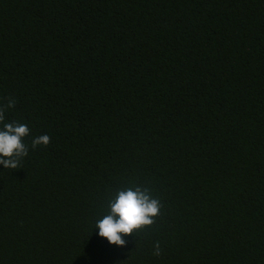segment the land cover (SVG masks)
Instances as JSON below:
<instances>
[{
  "label": "trees",
  "instance_id": "trees-1",
  "mask_svg": "<svg viewBox=\"0 0 264 264\" xmlns=\"http://www.w3.org/2000/svg\"><path fill=\"white\" fill-rule=\"evenodd\" d=\"M9 96L0 264H264V0H0ZM131 186L163 208L121 247L94 226Z\"/></svg>",
  "mask_w": 264,
  "mask_h": 264
},
{
  "label": "clouds",
  "instance_id": "clouds-1",
  "mask_svg": "<svg viewBox=\"0 0 264 264\" xmlns=\"http://www.w3.org/2000/svg\"><path fill=\"white\" fill-rule=\"evenodd\" d=\"M16 99L9 96L7 102L0 104V165L5 169L22 168V160L29 154L25 142L31 134L26 123L7 121L6 113L15 108ZM51 137L47 134L32 139L31 148L48 146ZM109 212L97 220L94 228L99 235L107 238L110 244L125 246L123 236H139L145 229L152 227L160 216L163 205L159 198L153 197L151 190L141 186H131L118 191L116 197L108 201ZM123 234V236H122ZM154 255H160L159 241L154 245Z\"/></svg>",
  "mask_w": 264,
  "mask_h": 264
}]
</instances>
